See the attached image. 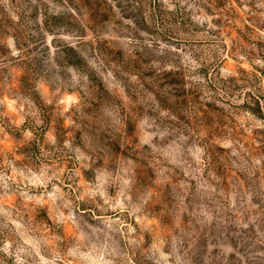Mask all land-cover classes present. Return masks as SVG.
<instances>
[{"label": "rangeland", "instance_id": "374dc122", "mask_svg": "<svg viewBox=\"0 0 264 264\" xmlns=\"http://www.w3.org/2000/svg\"><path fill=\"white\" fill-rule=\"evenodd\" d=\"M0 264H264V0H0Z\"/></svg>", "mask_w": 264, "mask_h": 264}]
</instances>
